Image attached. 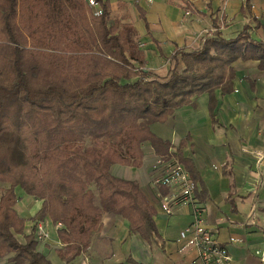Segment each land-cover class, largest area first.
<instances>
[{
	"label": "trees",
	"instance_id": "obj_1",
	"mask_svg": "<svg viewBox=\"0 0 264 264\" xmlns=\"http://www.w3.org/2000/svg\"><path fill=\"white\" fill-rule=\"evenodd\" d=\"M96 1L99 16L86 0H0V259L9 264H52L36 240L46 220L60 226L64 264L88 250L106 214L126 220L130 234L155 240L154 207L110 168H140L149 144L157 158L183 165L196 194L199 177L182 154L188 139L172 151L150 126L203 94L214 119L216 92H233L238 60L257 61L264 72V43L252 29L245 25L226 40L214 18L216 31L197 50L169 58L179 56L183 69L156 79L131 39L133 28L119 23L128 17ZM18 190L41 201L30 219L16 211ZM26 222L33 223L28 234Z\"/></svg>",
	"mask_w": 264,
	"mask_h": 264
},
{
	"label": "crops",
	"instance_id": "obj_2",
	"mask_svg": "<svg viewBox=\"0 0 264 264\" xmlns=\"http://www.w3.org/2000/svg\"><path fill=\"white\" fill-rule=\"evenodd\" d=\"M108 1L114 13L121 11V16L128 17L121 23L133 28L132 41L144 53L146 71L159 80L167 79L174 68L183 69L179 56L169 58L197 50L205 32L212 35L216 31L211 22L214 18L222 38H235L247 25L252 37L264 43V0ZM258 64L238 60L232 65L233 92L225 96L216 92L214 119L209 97L203 94L193 100V106L176 109L166 123L150 126L156 137L172 145V151L188 139L182 154L192 161L200 180L194 193L196 203L231 264H263L256 253L264 241V72ZM142 150L140 168L114 165L110 173L135 182L154 207L156 239L148 243L129 233L126 220L106 214L88 250L72 264H198L197 251L183 249L185 240L180 237L192 223L191 208H179L172 215L163 212L161 204L172 191L154 184L156 172L151 166L157 156L149 144ZM16 207L21 217L30 219L41 208V201L32 198L30 204L17 203ZM32 226L26 222V234ZM44 228L49 239L39 244L38 251L52 264H64L57 256L62 248L57 238L60 227L46 220ZM0 264L9 262L4 258Z\"/></svg>",
	"mask_w": 264,
	"mask_h": 264
},
{
	"label": "built area",
	"instance_id": "obj_3",
	"mask_svg": "<svg viewBox=\"0 0 264 264\" xmlns=\"http://www.w3.org/2000/svg\"><path fill=\"white\" fill-rule=\"evenodd\" d=\"M92 8L93 14H102L100 5L96 0H86ZM189 15V12L186 13ZM210 36L212 32H205ZM149 79L150 75L147 76ZM151 170L156 172L154 184L165 187L172 191L171 197L166 202H162L161 208L166 215H172L182 207H190L192 211V223L180 233L181 239L185 240V248H193L198 253L196 263L198 264H231L227 250L219 244L214 232L207 226L203 216V211L198 207L194 194V183L183 165L175 158H157ZM156 197L163 200V196L157 193ZM60 227L59 225H57ZM36 240L43 242L49 239V234L45 231L44 223L37 224ZM262 246L256 251L260 261L264 264V241Z\"/></svg>",
	"mask_w": 264,
	"mask_h": 264
},
{
	"label": "rangeland",
	"instance_id": "obj_4",
	"mask_svg": "<svg viewBox=\"0 0 264 264\" xmlns=\"http://www.w3.org/2000/svg\"><path fill=\"white\" fill-rule=\"evenodd\" d=\"M115 14H116L115 17H121V15H123L121 11H120V12H115ZM120 20H121V18L119 19V23H121ZM131 39H132V36H131ZM150 79H151V78H150ZM16 194H17V197L20 198L19 201H18V203L20 204V206H21V205L26 206V203L30 204V201L32 200L31 197L26 196V195H25L22 191H20V190H18V191L16 192ZM16 209H17V207H16ZM18 212H20V214H21V211L18 210Z\"/></svg>",
	"mask_w": 264,
	"mask_h": 264
}]
</instances>
